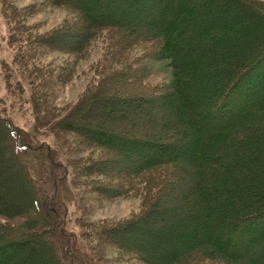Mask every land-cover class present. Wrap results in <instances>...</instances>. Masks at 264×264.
Segmentation results:
<instances>
[{
  "label": "trees",
  "instance_id": "obj_1",
  "mask_svg": "<svg viewBox=\"0 0 264 264\" xmlns=\"http://www.w3.org/2000/svg\"><path fill=\"white\" fill-rule=\"evenodd\" d=\"M72 2L85 10L83 33L93 27L145 25L143 38L154 45L147 59L162 60L170 70L164 95L146 101L158 105L160 122L147 121L141 134L121 135L106 127L97 129L94 138L88 129L84 131L88 118L82 115L80 131L93 145L109 147L116 142L125 152L144 158L141 167L159 169L170 180L156 184L158 195L142 213L107 229L105 235L148 234L149 246L141 247L138 256L143 264H156L154 258L159 264H184L191 259L206 264H264V4L124 0V8L118 9L110 7L111 0ZM95 5L104 11L98 18ZM133 34L132 30L124 34L127 41L122 40L120 48L135 43ZM78 43L77 50L82 45ZM88 100L91 106L98 101L96 94ZM141 101L135 97L131 102ZM86 110L91 112L89 107ZM117 116L108 110L105 122ZM32 128V135L38 134L37 126ZM31 159L39 162L34 179L27 165ZM43 167L53 172L44 191L37 184L48 181ZM64 169L41 140L32 139L0 115V220L17 221L10 223L15 225L11 230L6 226L9 222L0 225V264H61V257L68 264L80 263L75 248L68 247L62 218L57 210L48 209L47 196L40 194L51 192V187L56 190ZM182 182L188 187L178 192L174 203H163L166 192L160 188L174 190ZM25 192L31 196L22 200ZM34 200L39 207L32 206ZM47 213L58 241L53 237L47 243L39 237ZM54 242L66 250L60 252ZM116 248L134 252L124 250L122 240ZM159 248L164 253L159 255ZM44 252L47 258H41Z\"/></svg>",
  "mask_w": 264,
  "mask_h": 264
},
{
  "label": "rangeland",
  "instance_id": "obj_2",
  "mask_svg": "<svg viewBox=\"0 0 264 264\" xmlns=\"http://www.w3.org/2000/svg\"><path fill=\"white\" fill-rule=\"evenodd\" d=\"M72 1L0 0V115L32 139L41 140L65 168L56 190L51 187V192L40 194L47 196L48 209L57 210L63 220L68 247L75 248L79 255L80 263L74 264H143L138 256L141 247L149 246L148 234L124 232L123 238L112 234L108 237L106 230L137 217L158 195L156 184L170 180L159 169L141 167L144 158L125 152L124 146L116 142L109 147L93 145L91 138L80 131L84 126L81 120L82 115L88 118L84 131L88 129L87 134L94 138H98L97 129L106 127L116 134H141L147 121L160 122L162 111L156 103L148 105L146 101L164 95L170 70L162 60L147 59L154 45L143 38L148 29L145 25L117 23L115 27H93L88 29L91 32L83 33L87 30L85 10ZM251 1L264 4V0ZM108 4L121 9L125 3L111 0ZM93 10L97 18L104 14L99 6ZM128 30L134 32L136 41L120 48V42L127 41L124 34ZM78 41L82 42L79 50ZM121 72L123 76L118 74ZM95 94L98 101L91 106L88 99ZM135 97H140L141 104L131 102ZM108 110L120 117L105 122ZM33 125L38 134L32 135ZM27 165L34 179L39 162L31 159ZM44 167L48 181H37L43 191L53 175ZM18 183L26 188L24 180L19 178ZM186 187L185 182L174 190L163 186L160 189L166 193L161 201L174 203L178 192ZM30 196L25 192L22 200ZM31 204L34 208L40 206L37 200ZM46 215L47 224H42L39 237L47 243L53 237L58 241L49 213ZM8 222L0 220V225L11 230L15 225L10 223L17 221L11 218ZM119 240L124 242V250L134 252L123 253L116 248ZM59 249L62 252L66 247L59 244ZM164 251L159 248V255ZM41 258H47L46 252ZM60 259L61 264H68L63 257ZM153 261L159 264L155 258ZM184 264L206 262L191 259Z\"/></svg>",
  "mask_w": 264,
  "mask_h": 264
}]
</instances>
